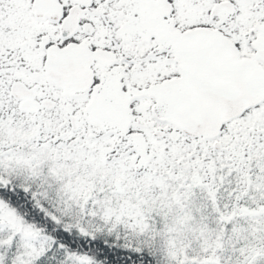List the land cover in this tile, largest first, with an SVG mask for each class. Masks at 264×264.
Returning <instances> with one entry per match:
<instances>
[{
    "label": "snow or ice",
    "instance_id": "snow-or-ice-1",
    "mask_svg": "<svg viewBox=\"0 0 264 264\" xmlns=\"http://www.w3.org/2000/svg\"><path fill=\"white\" fill-rule=\"evenodd\" d=\"M0 264H264V0H0Z\"/></svg>",
    "mask_w": 264,
    "mask_h": 264
}]
</instances>
